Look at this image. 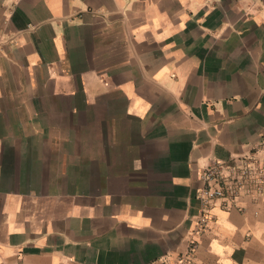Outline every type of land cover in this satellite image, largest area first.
Masks as SVG:
<instances>
[{
  "label": "crops",
  "instance_id": "0c3cea01",
  "mask_svg": "<svg viewBox=\"0 0 264 264\" xmlns=\"http://www.w3.org/2000/svg\"><path fill=\"white\" fill-rule=\"evenodd\" d=\"M261 154L264 0H0V264H264Z\"/></svg>",
  "mask_w": 264,
  "mask_h": 264
},
{
  "label": "built area",
  "instance_id": "2783aa9c",
  "mask_svg": "<svg viewBox=\"0 0 264 264\" xmlns=\"http://www.w3.org/2000/svg\"><path fill=\"white\" fill-rule=\"evenodd\" d=\"M261 155L255 159L234 158L228 162L213 159L203 167L200 174L203 185L198 194L199 228H204L210 218L206 209L217 201L228 208L238 205L242 197L254 198L264 192V155ZM195 246V240H191L180 259L181 264H187Z\"/></svg>",
  "mask_w": 264,
  "mask_h": 264
}]
</instances>
